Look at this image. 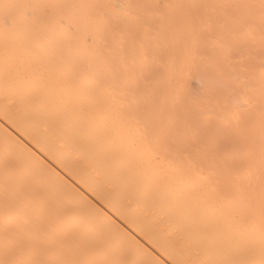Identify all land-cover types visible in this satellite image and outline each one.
Listing matches in <instances>:
<instances>
[{
	"label": "bare ground",
	"instance_id": "6f19581e",
	"mask_svg": "<svg viewBox=\"0 0 264 264\" xmlns=\"http://www.w3.org/2000/svg\"><path fill=\"white\" fill-rule=\"evenodd\" d=\"M94 262L264 264V0H0V264Z\"/></svg>",
	"mask_w": 264,
	"mask_h": 264
},
{
	"label": "rangeland",
	"instance_id": "374dc122",
	"mask_svg": "<svg viewBox=\"0 0 264 264\" xmlns=\"http://www.w3.org/2000/svg\"><path fill=\"white\" fill-rule=\"evenodd\" d=\"M51 203L54 204V202H52V201H51ZM95 204H96L97 206H99V204H98L97 202H93V203H92V205H95ZM42 220H45V218H42ZM114 260H115V258H111V259H110L111 262H114ZM91 264H97V262H94V263H91Z\"/></svg>",
	"mask_w": 264,
	"mask_h": 264
}]
</instances>
